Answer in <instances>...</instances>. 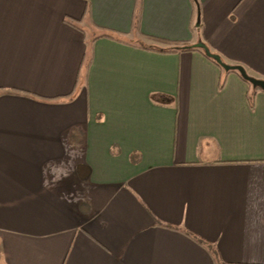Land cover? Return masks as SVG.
<instances>
[{"label":"crops","instance_id":"0c3cea01","mask_svg":"<svg viewBox=\"0 0 264 264\" xmlns=\"http://www.w3.org/2000/svg\"><path fill=\"white\" fill-rule=\"evenodd\" d=\"M264 0H0V264H264Z\"/></svg>","mask_w":264,"mask_h":264},{"label":"water","instance_id":"95a60500","mask_svg":"<svg viewBox=\"0 0 264 264\" xmlns=\"http://www.w3.org/2000/svg\"><path fill=\"white\" fill-rule=\"evenodd\" d=\"M197 1V0H196ZM193 47L200 48L204 51V53L214 59L219 65H221L226 71H237L240 75L249 83L252 84L254 88H260L264 90V79L254 77L250 75L247 69L241 64H230L223 60L222 56L219 53L213 52L211 48L204 43L202 40L193 44Z\"/></svg>","mask_w":264,"mask_h":264},{"label":"trees","instance_id":"16d2710c","mask_svg":"<svg viewBox=\"0 0 264 264\" xmlns=\"http://www.w3.org/2000/svg\"><path fill=\"white\" fill-rule=\"evenodd\" d=\"M177 46H174V47H171L169 49H166V51H172V52H177V51H183V50H200L204 53V51L200 48H196V47H193V45H190L189 42L187 41H182V42H176L175 43ZM210 58V57H208ZM212 61H214L215 63H217L214 59L210 58ZM218 64V63H217ZM228 72H236L240 75L239 72L237 71H228ZM248 82V81H247ZM249 83V82H248ZM251 84V83H250ZM254 89H257V88H254Z\"/></svg>","mask_w":264,"mask_h":264}]
</instances>
